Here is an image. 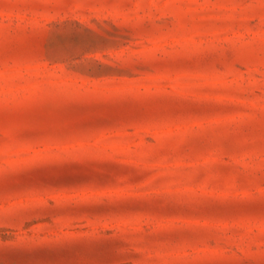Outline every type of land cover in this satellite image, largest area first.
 Masks as SVG:
<instances>
[{"label":"rangeland","instance_id":"1","mask_svg":"<svg viewBox=\"0 0 264 264\" xmlns=\"http://www.w3.org/2000/svg\"><path fill=\"white\" fill-rule=\"evenodd\" d=\"M0 264H264V0H0Z\"/></svg>","mask_w":264,"mask_h":264}]
</instances>
